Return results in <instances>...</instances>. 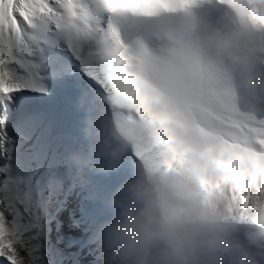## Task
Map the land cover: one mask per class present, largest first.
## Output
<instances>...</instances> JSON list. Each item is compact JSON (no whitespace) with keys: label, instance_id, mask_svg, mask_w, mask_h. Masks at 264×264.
<instances>
[{"label":"clouds","instance_id":"9594fccd","mask_svg":"<svg viewBox=\"0 0 264 264\" xmlns=\"http://www.w3.org/2000/svg\"><path fill=\"white\" fill-rule=\"evenodd\" d=\"M94 5L112 35L77 47L108 110L82 162H137L99 229L104 264H264V0ZM86 14L74 32L100 28Z\"/></svg>","mask_w":264,"mask_h":264},{"label":"rangeland","instance_id":"374dc122","mask_svg":"<svg viewBox=\"0 0 264 264\" xmlns=\"http://www.w3.org/2000/svg\"><path fill=\"white\" fill-rule=\"evenodd\" d=\"M91 1L93 0H79V3L86 6V3ZM41 18L49 22L48 34L58 28L57 24L45 15L32 17L30 23L19 18L22 43L14 53L17 59L29 60L34 64L40 54L44 61L48 59L47 53H43V44L47 38L34 40L32 31L29 30L31 26L39 24ZM52 55L57 54L55 52ZM71 62L81 64V56L71 59ZM60 63L62 64L61 61ZM56 64L52 63L55 66ZM42 68L45 69L44 66L41 70ZM44 75L46 76V73ZM54 83L59 84L58 79H55ZM91 83L93 85H88L94 92L93 98L105 101V92L100 84L96 81ZM23 90L31 92L26 88ZM23 90L16 91L12 99L22 96ZM3 111L0 114V120L4 122L1 128L4 139L0 145V190L6 188L7 193L0 191V197L9 195L21 214L22 224L26 229L25 249L21 250V255L26 264H104L103 249L98 236L105 221L95 214L96 210L104 209V204L100 201V194L94 191L105 192L104 200H107V196H111L114 189L110 184L104 186L109 177L107 171L96 170L82 162L89 154L88 135L86 132L84 135H74L63 127L60 131L54 129L53 136H49L50 145L47 148H39L37 140H32L25 142L24 146L20 144V149H17L14 144L9 143L11 136L8 130L11 128L13 117ZM34 111L35 109L29 108L27 116L32 119ZM87 112L94 115L93 111ZM87 117L83 114V118ZM77 120L80 121V118ZM41 121L43 124V119L39 124ZM73 121L71 119V122ZM60 122L62 123V120ZM33 128L36 130L35 125ZM9 166L13 176L8 173ZM127 166L134 169L135 163L125 158L121 171H117L121 172L125 180L132 175ZM122 175H118L119 181H122ZM115 177L114 173L111 178L116 179ZM85 199L88 204H84ZM108 205L110 208V203ZM0 260L2 264H7L3 258Z\"/></svg>","mask_w":264,"mask_h":264},{"label":"bare ground","instance_id":"6f19581e","mask_svg":"<svg viewBox=\"0 0 264 264\" xmlns=\"http://www.w3.org/2000/svg\"><path fill=\"white\" fill-rule=\"evenodd\" d=\"M86 4V6L81 4V7L94 17L98 26L102 27L104 23L103 16L96 9L94 0ZM47 23L49 22L43 21V18H41L40 23L35 26H31L29 30L32 31L34 40H38L42 37L47 38V41H45L43 44V53H47L48 57L46 58L48 59L44 61L40 54L38 55V59L34 64L29 60H24L21 58V60H19L16 58L18 62L9 63L8 65L10 66H7L8 70L14 76V78H16L21 83L31 79L34 80L36 84L42 89L41 91H36L31 88L25 87L31 92L23 90L25 88H21L20 90H23L22 96H16L12 99V97L16 93L14 92L10 95V97H4L0 99V114L4 109V113L8 112L9 117H13L11 121V128L8 130V133L9 136L13 137V142H10V144H14V148L17 149H20V144L24 146L25 142L32 140H37V145L39 148H47L50 145L48 142L49 136H53L52 133L54 132V129L56 131H60L63 130V127L65 129H68V131L70 132L72 131L74 135H84L86 132L88 121L83 118V114L85 113L84 110L75 107L76 101L83 100L86 104H88L87 110L93 111L92 113L95 116H98L99 114L108 110V104L106 103V101H102V99L101 101H97V99L93 98L94 92L92 91V89H90V86L88 84L93 85L91 82H94L95 80L91 79L86 74V69L84 68L83 64H72L71 62V59H78V57L82 55L81 51L77 46L73 44L66 32L58 25V28L53 33L48 34L47 31L49 28L47 26ZM49 49L50 51H47ZM55 52L57 55H52ZM60 61L62 62V64L60 63ZM52 63L57 64L55 66L52 65ZM66 63L68 64L64 65ZM43 66L45 67V69L42 68L41 70V67ZM75 72L77 73V75H75ZM45 73L46 76L44 75ZM71 77H74V79H71ZM55 79H58V83L60 85L54 83ZM62 89H67L68 93L70 94V98H63L61 95H59V91ZM87 89H89L90 91ZM29 108L35 109V111L33 112L34 114L32 113V119L31 117H29V115L27 116V111ZM78 117H82L80 121L77 120ZM41 118L44 119V122L42 125H39L38 121ZM52 118L57 119L56 124H51ZM61 119L63 120L62 123L60 122ZM71 119H73L74 121L71 122ZM33 125H37L36 130H34ZM18 129H22V135H19V133L17 132ZM0 136H2L1 128ZM1 144L2 143H0V145ZM87 152H89V154L87 155L89 156L90 148L89 150H87ZM11 154H13V151L11 152ZM126 158L133 161L136 166L137 162L135 161V157L132 156L131 153H129ZM121 167L122 163L119 168L107 171L109 177L107 178L104 186L110 184L111 187L115 190L120 184L125 181L124 176L120 174L121 172L117 173V171H119ZM128 169L132 174L133 169L129 167ZM8 173L10 174V176H13L10 166L8 169ZM114 173L116 174V179L111 178ZM118 175H122V181L118 180ZM103 188L105 190V187ZM94 193L98 195L100 194V201L102 202V204H104V209L96 210L95 214L103 218L104 221H107L114 214L113 209L111 208V206L109 208L108 205L110 196L106 194L108 195L107 200H104L105 192L100 193L99 190H95ZM83 201L84 204H88L87 199ZM1 261L2 260H0V264H2Z\"/></svg>","mask_w":264,"mask_h":264},{"label":"snow or ice","instance_id":"6c2138e0","mask_svg":"<svg viewBox=\"0 0 264 264\" xmlns=\"http://www.w3.org/2000/svg\"><path fill=\"white\" fill-rule=\"evenodd\" d=\"M0 5H7L6 11L0 14V99L10 97L12 93L25 87L42 90L34 80L21 83L7 68L10 62H18L14 53L22 43L19 18L30 23L31 18L38 14L48 16L66 32L75 46L81 39L104 42L112 35L103 26L99 29H88L82 25L81 29L73 31L78 22L88 23L87 14L79 0H0ZM3 123L0 120V128ZM3 139L4 136H0V143ZM0 191L7 193L6 188ZM25 231L21 214L11 197L7 194L0 197V258L6 260L7 264H26L21 255V250L25 249Z\"/></svg>","mask_w":264,"mask_h":264}]
</instances>
